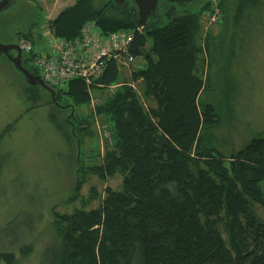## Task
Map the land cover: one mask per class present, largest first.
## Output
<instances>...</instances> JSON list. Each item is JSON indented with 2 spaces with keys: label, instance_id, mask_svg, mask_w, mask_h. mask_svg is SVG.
<instances>
[{
  "label": "trees",
  "instance_id": "16d2710c",
  "mask_svg": "<svg viewBox=\"0 0 264 264\" xmlns=\"http://www.w3.org/2000/svg\"><path fill=\"white\" fill-rule=\"evenodd\" d=\"M263 6L264 0H223L222 21L231 28L233 46L239 32L260 22ZM205 7L138 30L129 9L119 10L110 0L100 7L75 0L51 21L54 34L66 40L79 38L89 21L104 34L135 30L130 52L143 62L130 79L121 80V68L111 61L91 85L76 79L54 86L57 104L47 90L26 83L32 100L45 93L63 112L75 108L62 125L53 119L66 140L80 142L77 183L68 202L81 196L89 175L123 179L119 189L107 186L103 194L92 187L96 208L53 211L61 241L54 264H264V219L257 211L264 210V133L229 157L216 146L221 114L202 95L213 86L219 38L210 32L199 44ZM40 22L16 33L15 41L25 36L37 44ZM37 52L35 47L23 56V66L40 76L32 63ZM234 58L232 52L230 62ZM120 82L125 84L108 91ZM90 90L103 97L94 108ZM79 107L88 113H78ZM99 125L109 132L99 138L102 161L87 164L86 139L99 133ZM0 262L20 264L12 252L0 253Z\"/></svg>",
  "mask_w": 264,
  "mask_h": 264
},
{
  "label": "rangeland",
  "instance_id": "374dc122",
  "mask_svg": "<svg viewBox=\"0 0 264 264\" xmlns=\"http://www.w3.org/2000/svg\"><path fill=\"white\" fill-rule=\"evenodd\" d=\"M107 1L93 0L96 7ZM206 1L177 5L172 14L198 12ZM74 2L15 0L0 13V40L4 44L13 43L16 33L42 21L41 12L53 21ZM36 4L41 10H37ZM206 8L207 5L202 12ZM168 10L166 4L160 5L159 25L170 19ZM261 11L260 22L239 32L234 46L231 28L225 29L223 18L208 30L203 26L199 38L202 46L210 32L219 38L216 45L213 44L217 46L219 58L211 70L213 86L202 95V100L215 104L220 111L222 122L214 130L216 146L228 157L254 136L264 133V6ZM40 43L38 39L37 49L42 48ZM232 52L235 58L230 62ZM136 65H143V62L138 60ZM120 72L121 80L131 78L128 69L122 68ZM99 92L96 94L102 101ZM88 110L79 107L77 112L88 113ZM69 115L68 111L54 107L45 93L38 100H32L24 78L13 63L4 57L0 59V135L12 125L0 142V253L16 254L20 264H54L61 241L55 230L53 211L71 213L75 208H96L99 201L90 198L93 186L103 194L105 187L119 189L123 183L120 174L107 180L89 175L81 196L68 202L77 183L78 145L75 140L65 139L53 119L62 125ZM99 138L103 140L97 132L95 137L86 139L87 164L102 161L97 154L105 148ZM257 211L264 219V210L257 206Z\"/></svg>",
  "mask_w": 264,
  "mask_h": 264
},
{
  "label": "built area",
  "instance_id": "2783aa9c",
  "mask_svg": "<svg viewBox=\"0 0 264 264\" xmlns=\"http://www.w3.org/2000/svg\"><path fill=\"white\" fill-rule=\"evenodd\" d=\"M222 2L223 0L206 1L207 8L201 14L205 30L222 20L223 13L220 7ZM35 31L42 48L38 49L32 63L39 71L40 77L51 87H64L76 79H82L91 85L104 75L111 61L116 62L121 69H128L130 75L139 67L136 65L137 58L130 52L135 40V30L123 29L104 34L95 21H89L83 25L79 38L66 40L57 37L51 28V20L43 17ZM17 44L23 56H29L35 51L36 44L28 37L20 36ZM124 84L115 83L109 86V89H117ZM90 93L91 107L94 108L99 98L93 90ZM98 129L103 140L109 137L105 126L99 125ZM101 143L103 147V141ZM101 152L104 153L103 148Z\"/></svg>",
  "mask_w": 264,
  "mask_h": 264
},
{
  "label": "water",
  "instance_id": "95a60500",
  "mask_svg": "<svg viewBox=\"0 0 264 264\" xmlns=\"http://www.w3.org/2000/svg\"><path fill=\"white\" fill-rule=\"evenodd\" d=\"M15 0H0V13L6 11ZM113 2L115 7L119 10L129 9L132 18L135 22L137 28H145L151 25H156L161 20V15L159 13V7L161 4H166L168 6V16L171 18L172 13L175 11L177 5L185 6L190 3V0H110ZM11 52H16V56H10ZM3 56H9L13 63V66L17 71L23 74L25 81L31 86H40L47 90L54 101L56 100L55 90L46 84L44 80L37 75H33L27 68L23 66V52L17 43L4 44L0 40V59ZM57 104V103H56ZM68 108V106L64 107ZM75 108L72 107L71 115L68 118L73 117ZM67 118V119H68ZM78 157L80 156V142L78 140Z\"/></svg>",
  "mask_w": 264,
  "mask_h": 264
},
{
  "label": "flooded vegetation",
  "instance_id": "af4514ba",
  "mask_svg": "<svg viewBox=\"0 0 264 264\" xmlns=\"http://www.w3.org/2000/svg\"><path fill=\"white\" fill-rule=\"evenodd\" d=\"M201 1V0H200ZM199 2V0H190V3L188 4V5H190V4H195V3H198ZM36 8H37V10H41V8L39 7V5L38 4H36ZM44 16L42 15V12L40 13V18H43ZM39 18V19H40ZM13 43H17L16 41H14ZM10 56H16V52H11V54H10ZM8 58H9V56H8ZM10 59V58H9Z\"/></svg>",
  "mask_w": 264,
  "mask_h": 264
}]
</instances>
